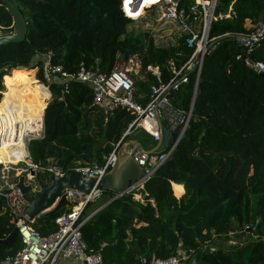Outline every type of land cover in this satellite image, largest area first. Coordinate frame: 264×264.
Instances as JSON below:
<instances>
[{"label": "trees", "instance_id": "1", "mask_svg": "<svg viewBox=\"0 0 264 264\" xmlns=\"http://www.w3.org/2000/svg\"><path fill=\"white\" fill-rule=\"evenodd\" d=\"M18 3L29 22L28 35L22 43L0 47V92L4 91L2 78L9 70L21 75L33 73L48 52L53 54V64L70 73H77L81 64L89 71L109 73L120 57L140 53L141 73L149 66L159 67L167 83L173 76L171 62L180 69L193 51L181 33L174 44L166 46L156 45L148 34L144 39L137 36L132 28L135 21L125 17L121 0ZM193 3L183 2L187 11ZM230 8L235 16L212 23V41L247 34V21L253 26L264 22V0H220L215 15ZM151 14L157 17L159 11L153 9ZM0 32H14L13 18L2 0ZM246 58L264 63V39L249 55L238 49L232 38L216 45L204 61L192 120L173 156L144 189L109 203L85 222L83 239L89 251L102 254L103 264H147L153 255L166 259L179 250L189 254L187 264H264V77L246 66ZM38 79L43 81L42 72ZM156 84L151 74L136 83L137 101L145 104ZM194 84L191 75L190 83L175 96L176 108L190 109ZM49 88L53 99L44 114L45 137L31 141L28 147L33 162L55 159L69 172L76 169L74 160H90L97 151L103 163L101 153L112 152L109 142L121 140L134 116L121 108L112 116L106 115L94 104L89 85L81 82H70L67 94L58 80ZM5 109L0 105V111ZM2 114L5 119L21 112L12 107ZM91 116H96L94 123ZM20 119L23 128L31 127L23 114ZM92 123L97 128L92 129ZM104 140L108 144L100 151L97 143L103 145ZM152 143L149 150L156 146ZM173 183L185 187L180 200L174 195ZM174 189L177 195L183 193L182 186ZM134 195H141L143 201L135 200ZM113 197L103 193L101 206ZM91 206H86L83 219L92 214L88 213ZM72 207L63 199L35 227L42 235L55 232L57 219ZM247 227H255V234ZM13 231L9 217L1 215L0 209V239ZM232 237L238 245L222 246L221 242ZM21 249L19 237L0 245V262Z\"/></svg>", "mask_w": 264, "mask_h": 264}, {"label": "built area", "instance_id": "2", "mask_svg": "<svg viewBox=\"0 0 264 264\" xmlns=\"http://www.w3.org/2000/svg\"><path fill=\"white\" fill-rule=\"evenodd\" d=\"M219 1L194 0V3L189 6L187 11L183 4L184 0H149L146 4V0H121L123 14L133 21L143 18L148 10H158L160 19L177 25L180 33L186 36V43L193 50L187 62L180 69H177L174 62H171L173 76L167 83L163 82L162 71L159 67H147L143 75H153L158 84L151 87V92L145 104L137 101L135 78L132 75V71L123 64L117 63L109 73L89 71L81 64L77 73H70L66 72L61 65L53 64V54L48 52L43 56L41 67H37L39 72L43 74L41 84L50 94L49 85L54 84L57 80L65 86V94L68 93V84L70 82L76 81L87 84L92 90L94 104L97 107L103 109L108 116H112L119 108L127 110L134 116L129 131L138 130L145 133L153 144L157 145L160 142L164 127L167 126L169 128L174 138L172 145L168 149L164 148L161 150L162 145L152 155L142 153L139 150L135 153L134 157L142 167L146 177L142 182L135 185L131 193L144 189L145 184L154 177L158 169L173 156L180 142L185 137L193 116L194 103L199 91L204 61L207 57L212 56L215 48L211 47L213 41L209 37L212 23L235 16L232 8L227 13L216 16L215 11ZM141 8H143L142 14ZM248 30L247 34L232 37L236 47L246 50L247 55L252 52L257 43L264 39V22ZM244 62L249 69L258 75H264V63L255 62L248 58ZM137 67L141 71V62L137 64ZM191 75L195 77L194 96L190 109L184 111L176 108L173 102L175 96L181 93L190 83ZM0 94L2 96L0 99L1 103L5 89ZM44 114L36 120L39 125L37 131L26 132L23 135L20 133L21 123L18 119L16 121L7 120L8 131H2L6 121H0V147L5 145L14 147L13 144H16L21 138L27 144L26 157L20 158L17 163H0V193H4L0 206L1 215L9 217V224L18 230V237L22 242V249L14 257L3 260L0 264H56L59 260L72 259L78 260L82 264H103L102 254L89 251L82 235V227L85 222L111 202L110 200L96 209L89 217L83 219L87 205H96L102 201V191H93L89 194L75 190L67 191L64 199L72 203L73 207L57 219L58 229L55 232L49 235H42L35 227V223L37 220L43 219L44 216L39 217L37 220L29 219L27 216L29 204L23 198L20 190L13 188V185L22 176L25 177L26 185L31 184L34 190H39L41 184L48 186L52 180L63 178L67 173L53 159L48 160L46 163L41 161L35 163L30 156L28 149L30 142L44 138ZM12 127L14 131H11ZM121 144L122 141L105 157L102 164H94L91 167H79L75 170L92 178L104 177L114 166ZM136 196L134 195V198ZM247 230H252L254 234L256 232L255 227H247ZM188 260L189 254L179 250L176 255L166 259L153 255L147 264H187Z\"/></svg>", "mask_w": 264, "mask_h": 264}, {"label": "water", "instance_id": "3", "mask_svg": "<svg viewBox=\"0 0 264 264\" xmlns=\"http://www.w3.org/2000/svg\"><path fill=\"white\" fill-rule=\"evenodd\" d=\"M2 1L13 18L14 32L0 35V47L24 42L28 35L29 22L22 14L18 0ZM31 21L32 18L30 19V22ZM232 37H234V35L219 37L211 43V47H216V45L223 40ZM261 76L264 77V75ZM124 138L125 137H123V140ZM173 138V134L170 132L169 128L165 126L160 142L150 151H147L139 142L132 144V149L127 153H123L122 150H119L114 166L102 178L88 177L82 172L74 169L67 172L63 178L52 180L51 184L48 186L41 184L39 190H34L31 184L26 185L24 176L19 178L18 182L13 185V188L20 190L23 198L29 204L27 216L31 220H37L39 217L53 212L69 190H75L85 194H89L93 191H102L103 193L109 192L114 194V197L111 199V202H113L131 193L135 185L142 182L146 177L142 167L134 157L135 153L139 150L142 153L152 155L155 154L162 145L165 146V149H168L173 143ZM3 195L4 193H0V206ZM16 237H18V230L14 229L6 239H0V245H6Z\"/></svg>", "mask_w": 264, "mask_h": 264}, {"label": "rangeland", "instance_id": "4", "mask_svg": "<svg viewBox=\"0 0 264 264\" xmlns=\"http://www.w3.org/2000/svg\"><path fill=\"white\" fill-rule=\"evenodd\" d=\"M152 10H148L145 14V16L141 19H139L138 21L134 22V25L132 26L133 31L136 33L137 36L142 35L141 38L144 39V37L148 34L150 37L153 38L154 42L156 45L160 46H166V45H172L175 43L177 36L180 33V30L178 29L177 25L172 24V23H168L165 21H162L160 19V14L157 17H154L151 14ZM248 26V27H247ZM246 27L251 29L253 27V24H249ZM0 35H5L2 34L0 32ZM140 62V53L136 54V56H125V57H120L119 63L123 64L127 69L132 71V75L135 78L136 83H139L140 81L145 79V76L143 75V73H141L140 69H138L137 64ZM26 70V69H23ZM34 73H29L28 75H17L16 73L12 72L13 70H9L7 72V76L2 78V85L3 88L5 89V93L8 100H5L2 102V104L0 105H5L7 107V104L10 102V99L8 96L10 95V91L8 89L9 85H15L17 89L19 88H26L25 86L22 85V83H20L19 81L16 83H13V80L15 79H22L25 80L26 82H28L29 84H35L37 80L33 79L34 77L38 78V74H39V68H35L34 69ZM12 76L14 79L10 80L8 79V76ZM34 76V77H32ZM32 78V79H30ZM11 81V82H9ZM38 81H40L38 79ZM41 83V81H40ZM39 85V84H37ZM138 91V87L136 88ZM32 90V89H31ZM34 92V91H33ZM52 96V93H51ZM53 99L52 98L49 99L48 103L51 102ZM48 105V104H47ZM46 106V105H45ZM44 108V106H43ZM46 110V109H45ZM4 111V110H3ZM44 111V110H43ZM1 115L3 117H5V115L2 114ZM91 122H95L96 120V116H91ZM92 123V129L97 128L96 124ZM131 127V124L126 128V130L123 132V136L121 137V140L118 142L120 143L121 141L122 144L120 146V150L123 151V153H127L128 151H130L132 149V144H134L135 141H138L139 143H141L145 149L147 151L149 150V145L152 143L151 139L143 132L138 131V130H132L131 132L129 131ZM129 132V134H128ZM137 132V133H136ZM125 136V138H127L125 140H123V137ZM138 137V138H137ZM111 147H115L118 145V143H114L113 141L109 142ZM107 141L104 140V144L101 145V142L97 143V146L99 147L100 151H103V149H105L106 145H107ZM153 144V143H152ZM165 148V146H163L161 148V150H163ZM94 157L90 160H74L73 161V165L75 168H79V167H91L94 164H102L99 160H98V152L95 151L94 152ZM103 160H105V157H107L108 155H105L104 153H101ZM54 161H56L55 159H53ZM139 196V195H138ZM135 200H139V201H143V198H138L136 197ZM102 201L100 203H98L94 208H90L88 210V213L94 212L96 209H98L101 205H102ZM222 246L226 247V246H235L238 245L237 243V239L235 237L232 238H228L224 243L221 242ZM219 246V245H218ZM220 247V246H219Z\"/></svg>", "mask_w": 264, "mask_h": 264}, {"label": "crops", "instance_id": "5", "mask_svg": "<svg viewBox=\"0 0 264 264\" xmlns=\"http://www.w3.org/2000/svg\"><path fill=\"white\" fill-rule=\"evenodd\" d=\"M251 25L250 21H247V25ZM248 27V26H247ZM249 29V28H248ZM33 77V76H32ZM32 79V78H30ZM13 83H16L13 80ZM41 92L37 93V92H33L29 86H27L26 88H19L17 89L15 85H9L8 89L10 91V95L8 96L10 99V102L8 103V106L10 108H14V109H18L19 112H21V114H23L24 118L25 116H29L28 113L30 114V117H36V116H40L44 113V109L46 108V101H48L51 96L49 94L48 91L42 89L41 87H38ZM48 93V94H46ZM50 103V102H49ZM48 103V105H49ZM44 106V108H43ZM5 127L3 126V131H4ZM138 141H135L134 143H137ZM24 146V145H23ZM6 155H4L3 153H0V160H2ZM174 186H182L183 187V193H181L180 195H177L174 189ZM172 189L174 192L175 197L180 200L184 195H185V187L182 184H172ZM136 197L141 198V195H137ZM102 202H104V199H102ZM97 205V204H96ZM96 205H92L90 208H94ZM93 213V212H92ZM42 219H39L36 221L40 222ZM56 264H82L80 261L78 260H59Z\"/></svg>", "mask_w": 264, "mask_h": 264}, {"label": "bare ground", "instance_id": "6", "mask_svg": "<svg viewBox=\"0 0 264 264\" xmlns=\"http://www.w3.org/2000/svg\"><path fill=\"white\" fill-rule=\"evenodd\" d=\"M146 2H147V0H146ZM146 2H145V4H146ZM143 7H145V6H143ZM142 10H143V8H141V12H142ZM21 71H24L25 72V70H21ZM34 71H33V73H34ZM17 75H21V74L18 73ZM25 75H23V76H25ZM8 79L13 80L14 78L10 75V76H8ZM33 79L37 80L36 77H34ZM14 81L15 82H18L19 81L25 87L29 86L30 89H32V91L37 92V93H40L41 92V90L38 87H41L42 89L46 90L39 81H36L35 84H29L28 82H26L25 80H22V79H15ZM9 82H11V81H9ZM37 84H39V85H37ZM46 91H48V90H46ZM6 93L4 94V98H5V100H8L7 97H5L6 96ZM49 94H50V92H49ZM50 96H51V94H50ZM4 98H3L2 102L4 101ZM2 102L0 104H2ZM47 104H48V101H46V107H47ZM9 108L10 107L7 104L6 109L4 111H2V112L7 111V109H9ZM45 109H44V112H45ZM30 114L31 113H28L29 116H25L24 120H25L26 123H29L31 127H29V128L24 127L23 128L24 122L22 123V120L20 119V115H22V114L12 115L11 117H6L4 119V117L0 113V121L1 122L3 120L6 121L4 131H8L7 130V126H6L7 125V120H14V121H16V119H18L20 121V123H21V128H20L21 135H23L26 132L27 133H32V132L37 131V127H39V125L37 124L36 120L39 117H41L44 113L42 115L36 116V117H30ZM34 124H36V125H34ZM33 130H35V131H33ZM11 131H14L13 130V127H12ZM13 145H14V147H11L10 145H5V146L0 147V153H3L4 155H6L2 160H0V163L1 164L17 163L20 160V158H23V157H26L27 156V147H26L27 144L25 143L24 140H22V138L20 139V141H18L16 144L14 143Z\"/></svg>", "mask_w": 264, "mask_h": 264}]
</instances>
